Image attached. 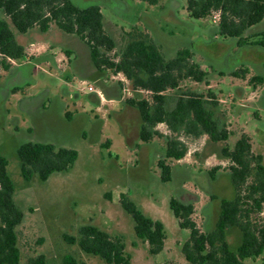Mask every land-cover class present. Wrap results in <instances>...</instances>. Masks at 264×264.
Segmentation results:
<instances>
[{"label":"rangeland","instance_id":"rangeland-1","mask_svg":"<svg viewBox=\"0 0 264 264\" xmlns=\"http://www.w3.org/2000/svg\"><path fill=\"white\" fill-rule=\"evenodd\" d=\"M78 6L97 5L104 20L106 32L120 50L129 41V33H140L148 36L159 48L165 59L172 58L180 49H189L193 62L207 74L203 83L183 81L179 88L167 91L168 107H173L175 97L184 92L206 94V88L211 84L216 90H221V97L229 107L227 95L231 92L228 86L220 84L216 87L215 79L220 71L230 77L231 66L237 64V69L247 67L254 72L264 68V48H238L231 39H224L216 34L213 18L195 20L189 18L185 10V0H159L158 5H148L137 0H72ZM3 14L0 12V18ZM5 19V18H4ZM13 31L18 43L28 48L30 43L46 44L53 47V52L62 53V45L66 44L65 34L55 26H50L49 33H41L33 28L25 34ZM255 32L264 31L263 21L251 28ZM76 37V36H74ZM203 42V44H202ZM232 49L239 53L235 60L223 62L222 57ZM112 55V54H111ZM11 65V62H9ZM244 66V67H243ZM32 67L22 65L15 73L27 74ZM235 69L234 71H236ZM229 70V71H228ZM248 71V69H246ZM3 70H0V72ZM108 74L111 85H114L122 98L126 110L127 123L122 115H109L105 111L106 128L102 134L96 122V135L82 137L83 130L87 131L89 123L81 120L67 124L60 122L54 115L44 120L34 119L28 110H40L45 87L49 94L46 102L58 97L67 98L69 91L80 93V100L86 110L95 108L91 105L87 87L96 84L76 81L74 75L66 70H51L43 74L40 68L33 73L31 86H23L18 95L9 91L10 79L0 73V156L7 160V172L14 184L13 200L21 210L23 217L16 228L17 246L20 251V263L25 264L30 258L38 255L45 257L47 264H61L66 255L74 257L79 264H106L98 257L85 254L76 243L69 239H78V231L82 226L92 225L108 233L120 237L125 245V253L129 255L131 264H188L182 254L181 246L188 238V231L178 228L177 220L173 217L168 203L171 198L190 204L194 207L193 219L202 231H211L213 225L204 216V207L211 204L214 222V207L219 205V199H231L234 191L230 182L228 165L224 164L223 176L220 182L209 184L213 180L208 173L211 166H203L201 161L207 153L221 154L215 145L204 137L198 139L179 138L187 145L188 152L185 162L177 164L170 162L172 168L171 181L162 183L157 161L164 156L165 139L153 136L151 141L143 144L142 149L135 148L138 141L139 128L134 129L139 118L138 111L130 107L127 99H148L146 92H136L131 83L124 80L122 75L111 71ZM223 73V74H224ZM123 80V82L120 81ZM127 88L128 92L123 91ZM31 96L36 97L30 100ZM20 98V99H19ZM210 109L212 106H208ZM230 107H225L224 113H232ZM105 107L101 108L103 112ZM96 114V113H95ZM101 116V114H99ZM98 115H95L97 118ZM220 126H224L218 116ZM233 119V118H231ZM39 127L34 133H28L26 126ZM128 125V126H127ZM232 135L227 141L231 147L239 136L240 129L250 135L255 150L264 155V100L259 104V117L253 118L250 113L241 112L239 120L230 124ZM163 136H169L165 127L156 130ZM101 132V131H100ZM111 138L113 146L105 148V142ZM52 143L64 148L74 149L78 158L66 173H54L41 183L34 177L25 182L20 173V161L16 151L24 143ZM222 147L224 143H219ZM260 146V147H259ZM120 194H128L138 209L147 217L160 221L165 229L166 240L164 249L156 256L148 253L147 244L136 239L133 231L134 223L131 217L121 208L118 199ZM264 220V212L261 215ZM212 226V227H211ZM230 236L226 240L231 250L240 243V234ZM244 264H264V253L255 259H247Z\"/></svg>","mask_w":264,"mask_h":264},{"label":"trees","instance_id":"trees-1","mask_svg":"<svg viewBox=\"0 0 264 264\" xmlns=\"http://www.w3.org/2000/svg\"><path fill=\"white\" fill-rule=\"evenodd\" d=\"M134 1V0H132ZM148 5H158L159 0H137ZM189 18H211L219 13L215 24L216 34L235 41L238 48L257 46L264 48V31L245 35L264 19V0H185ZM0 70L7 71L10 61L26 58L25 49L15 39L14 28L25 34L33 28L41 33L55 26L65 34L74 35L89 48L91 60L99 71L122 74L134 90L146 92L148 99H127L126 103L138 111L142 127L139 139L143 143L153 136L165 139L164 156L157 161L160 181H171L172 161H179L188 152L187 145L179 138L198 139L206 136L212 143H224L221 158L228 162V173L234 191L233 198L219 201V215L211 231L199 229L193 219L194 207L171 198L168 206L177 220L178 228L189 235L181 246V254L188 264H244L264 253V165L260 154L252 150V138L240 131L231 147L227 141L232 132L220 126L208 106L217 105L212 91L206 94L180 93L169 108L167 91L177 90L183 81L203 83L207 74L193 62L189 49H180L170 59H165L159 48L146 35L129 33V41L120 50L106 32L103 16L98 6L81 8L71 0H0ZM112 54V55H111ZM246 69H237L230 77L245 80L253 89L261 86L263 79L248 76ZM68 118V115H66ZM163 124L169 136L155 130ZM109 143L104 147L108 148ZM20 173L25 182L36 177L46 182L54 173L72 169L78 153L74 149L52 144L24 143L16 151ZM220 170L214 167L209 176ZM14 184L7 172V160L0 156V264H19L16 228L23 214L14 200ZM118 202L131 217L137 240L147 244L148 253L156 256L164 249L166 233L163 224L142 213L128 194H120ZM236 230L240 243L231 250L226 234ZM76 243L85 254L98 257L106 264H131L120 237L92 225L82 226ZM25 264H47L43 255L30 258ZM61 264H79L71 255L62 258ZM166 264V263H164Z\"/></svg>","mask_w":264,"mask_h":264},{"label":"crops","instance_id":"crops-1","mask_svg":"<svg viewBox=\"0 0 264 264\" xmlns=\"http://www.w3.org/2000/svg\"><path fill=\"white\" fill-rule=\"evenodd\" d=\"M2 18L3 17H1L0 19ZM50 29L47 32H45V34L49 33ZM252 32L253 31L249 29L248 31H246L245 35H252ZM255 33H258V32H255ZM64 40L66 41V44L62 45V53H59L56 55V53L53 52L52 46H48L46 44H41V43L40 44L30 43L29 47L26 48L20 43H18L16 39L17 43L25 49L26 58L23 61L11 62V65L7 71L0 72L1 74L3 73V75H5V79L11 78L10 80L13 81V82H10L11 87L8 88L9 91L12 93L13 97L18 95V91L23 86L32 87L33 85L32 83H34L33 73H35L37 69L40 70L41 68L43 71V74L47 73V69L48 71H51V70L63 71L64 69L66 70V72L68 71L71 72L74 75L73 76L74 79L80 82V84H83V83L96 84V87L94 86V88L98 92V94L90 92L91 96L89 97V101L91 105L95 108L94 112L96 114L93 113L92 110H86L84 108L80 100L79 92L75 93V92L69 91L67 93L68 95L67 98L58 97L53 102L52 101L46 102V100L48 99V94L50 92L48 87H45L44 89V94H43L41 104H40V110L31 109V110H28L27 113H29L34 119L36 118L40 120H44L46 119V117H49L50 115H54L55 118L58 119V121L62 123L65 122L67 124H71V123H75L78 120H81L83 124L89 123L90 128L87 131L83 130L81 134L82 137L85 139L88 138L89 134L90 136L96 135V131H95L97 130L96 122H98L97 123L98 128H99L98 133L102 134L101 136L103 137V130L107 127L106 123L104 122L105 121L104 119L105 111L109 113L108 116L111 114L124 116L123 121L125 124H128L127 123L128 121L126 119V113H125L126 110L122 103L123 97L120 96L119 91H117L114 85L110 86L111 81L108 79V74L104 73V71H99L98 69L95 68L91 60V57H90V51H89L88 46L83 41H81L79 38L74 37V35L67 34L65 35ZM232 43L234 45L235 41H232ZM245 48H248V47H245ZM238 54L239 53H237V50L232 49L231 51L225 53V55L222 57L223 58L222 61L223 62L225 61L230 62L232 60L234 61L236 58L235 56H237ZM22 65H30L32 68L30 69L29 72H27V74L26 73L16 74L15 71L19 70L22 67ZM240 66H242V64H240ZM240 66L237 64H233L231 66L232 70H230V72L234 71ZM259 68H258V71L260 72H254V70H250L248 67L246 68L248 69V74H249L248 76H259L263 79L261 86L257 87L256 89H253L250 85H248L245 80H241V79H237L233 77H227L224 73L225 71L223 70L220 71V75H218V78L215 79L214 81H216L215 82L216 87H218L220 84H223L225 86H228L229 89H231V92H229V94L227 95L229 99L228 101L232 102V104L229 107L226 105V103L228 102H226L221 97V92H222L221 90H219L218 88L215 90L214 89L215 86L211 84H208L206 86V88L212 91L216 97L217 105L211 108L214 114V117L217 119L219 116L223 125L227 128V130L231 132H232L231 130L232 127L230 126V124H232L233 122H236V120H239L242 111L250 113L252 117L255 119L259 117V104L262 100H264V68L262 72ZM35 98L36 97L31 96L30 100H33ZM232 105L233 107L235 105V108L232 109V113L230 115H229V112L228 113L223 112V110L225 111V107L229 109L230 107H232ZM102 107H105L103 112H101ZM99 114H101V116H99ZM66 115H68V118H66ZM95 115H98V117L95 118ZM33 123H34L33 126H29V125L26 126V130L30 134L34 133L35 130L39 127L38 124L36 125V122H33ZM45 124L46 123L44 120L43 125ZM134 124H135L134 129L137 130V128H139V133H140V129L142 127V122L140 120V117ZM160 127H165V126L163 124H159L156 126L155 130H159ZM239 129L240 131L248 134L247 132H245L243 128H239ZM203 137L205 140L209 141V139L206 136H203ZM107 139L108 140L106 142L109 143L110 147H112L113 146L112 139L111 138H107ZM209 143L214 144L215 149H217L218 147V151L220 153L222 145H220L219 143H212L210 141ZM42 144H48V143H42ZM49 144H52V143H49ZM143 144H147V143L141 142L138 137V141H136L135 143V148L142 149ZM52 145L56 147H61L55 144H52ZM67 149H70V148H67ZM252 150L255 153L260 154L262 156L263 165H264V155L261 153H258L257 150H255V145L253 141H252ZM185 157H187V154L185 155ZM185 157L175 162L177 164L183 163L186 160ZM201 161H203V166L205 167L211 166L212 169L214 167H220V170L213 173V180L211 181V183L209 182V184H215L217 182H220L221 180L219 179L220 177L222 178L223 176L222 170L224 169V164H223V161L221 160V156L218 157V154L216 151L210 152V153H207ZM226 164L228 165V162H226ZM212 169H208V171L210 172ZM209 172L205 174L208 175ZM171 177H172V170H171ZM221 199H219V201ZM183 204H187V203H183ZM187 205H190V204H187ZM203 211H204L205 219L207 221L209 220L210 222H212L210 224L213 225L214 227L217 221L218 215H219V205L214 207V216H215L214 222H213V219L211 220L213 207L210 203L204 207ZM228 233L230 236L232 235L238 236L237 235L238 232L236 230H231Z\"/></svg>","mask_w":264,"mask_h":264},{"label":"built area","instance_id":"built-area-1","mask_svg":"<svg viewBox=\"0 0 264 264\" xmlns=\"http://www.w3.org/2000/svg\"><path fill=\"white\" fill-rule=\"evenodd\" d=\"M212 18H213V22L216 24L219 20V13H214ZM10 62H13V61H10ZM87 90H88V92H93V93L98 94V92L95 90V88L90 86V85L87 87ZM124 91L128 92L127 89H124Z\"/></svg>","mask_w":264,"mask_h":264},{"label":"flooded vegetation","instance_id":"flooded-vegetation-1","mask_svg":"<svg viewBox=\"0 0 264 264\" xmlns=\"http://www.w3.org/2000/svg\"><path fill=\"white\" fill-rule=\"evenodd\" d=\"M72 1V0H71ZM72 3H74L73 1H72ZM75 4V3H74ZM76 5V4H75ZM76 6H78V5H76ZM89 6H97V5H89ZM78 7H81V8H86V7H88V6H78ZM99 7V6H98ZM5 17L3 16V18L2 19H4ZM117 75H122V74H117ZM123 76V75H122ZM123 78H124V80H125V82L127 81L126 79H125V77L123 76ZM120 81L121 82H123V80L122 79H120ZM124 89H127V88H124ZM124 89H123V91H124ZM128 91V90H127ZM134 91H136V92H143V91H138V90H134Z\"/></svg>","mask_w":264,"mask_h":264}]
</instances>
